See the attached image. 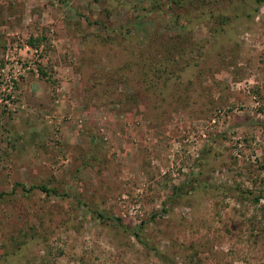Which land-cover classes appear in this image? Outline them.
<instances>
[{"label": "rangeland", "instance_id": "1", "mask_svg": "<svg viewBox=\"0 0 264 264\" xmlns=\"http://www.w3.org/2000/svg\"><path fill=\"white\" fill-rule=\"evenodd\" d=\"M194 1L0 0V264H264V0Z\"/></svg>", "mask_w": 264, "mask_h": 264}, {"label": "built area", "instance_id": "2", "mask_svg": "<svg viewBox=\"0 0 264 264\" xmlns=\"http://www.w3.org/2000/svg\"><path fill=\"white\" fill-rule=\"evenodd\" d=\"M37 53V49L27 44L13 47L12 53H7L3 67L0 68V104L9 107L20 78L38 72L34 64Z\"/></svg>", "mask_w": 264, "mask_h": 264}, {"label": "trees", "instance_id": "3", "mask_svg": "<svg viewBox=\"0 0 264 264\" xmlns=\"http://www.w3.org/2000/svg\"><path fill=\"white\" fill-rule=\"evenodd\" d=\"M193 1L194 0H190V3H193ZM200 2H201V4H206L207 2H211V1H207V0H199ZM171 2L172 3H174V4H177V6L178 5H183L185 2H186V0H171ZM195 2V1H194ZM197 2V1H196ZM151 5H152V9H154L155 8V6H157L158 8H159V4L158 5H155V4H152V2H151ZM199 8V7H198ZM152 9H150L149 8V10H152ZM178 17H180V16H178ZM88 23L89 24H94V25H100L101 24V22H99V21H94V23H91V21H89L88 20ZM101 26L103 27V28H105V29H108L107 27H105V25L102 23L101 24ZM29 43L30 44H35V41L34 40H30L29 41ZM31 46V45H30ZM41 189L42 190H44V192H46V193H52V194H54L55 193V191H49V190H47V189H44L43 187H41ZM156 251V254H159V252L157 251V250H154V252ZM159 256V258L162 260V264H168L167 263V261H168V259L167 258H165L164 256H163V258L160 256V255H158ZM169 264H172V263H169Z\"/></svg>", "mask_w": 264, "mask_h": 264}]
</instances>
